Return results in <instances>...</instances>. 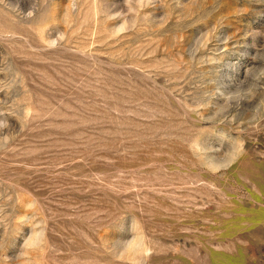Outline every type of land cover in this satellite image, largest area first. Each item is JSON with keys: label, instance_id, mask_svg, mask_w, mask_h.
<instances>
[{"label": "rangeland", "instance_id": "374dc122", "mask_svg": "<svg viewBox=\"0 0 264 264\" xmlns=\"http://www.w3.org/2000/svg\"><path fill=\"white\" fill-rule=\"evenodd\" d=\"M0 264H264V0H0Z\"/></svg>", "mask_w": 264, "mask_h": 264}]
</instances>
